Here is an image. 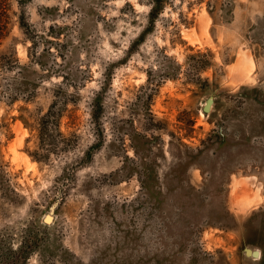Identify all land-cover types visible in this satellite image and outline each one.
Listing matches in <instances>:
<instances>
[{
  "label": "rangeland",
  "instance_id": "obj_1",
  "mask_svg": "<svg viewBox=\"0 0 264 264\" xmlns=\"http://www.w3.org/2000/svg\"><path fill=\"white\" fill-rule=\"evenodd\" d=\"M149 1L7 0L0 264H264V0Z\"/></svg>",
  "mask_w": 264,
  "mask_h": 264
},
{
  "label": "trees",
  "instance_id": "obj_2",
  "mask_svg": "<svg viewBox=\"0 0 264 264\" xmlns=\"http://www.w3.org/2000/svg\"><path fill=\"white\" fill-rule=\"evenodd\" d=\"M163 9V0H150L149 1V10L146 14L147 19V27H145L138 36L132 40L128 47V52L132 50L137 44L141 42L143 39L145 32L154 24L155 18L162 12ZM8 2L7 0H0V40L6 36L7 32V24H8ZM0 64L5 65L7 69L17 68V72L21 73L23 67L18 64L17 60L15 59L13 52H0ZM22 74V73H21ZM168 75V74H167ZM107 79V78H106ZM105 79V81H107ZM55 90L59 91L62 88L60 85H54ZM56 101H52L47 110L36 116L32 123H28L25 119L21 118L25 126L29 128V130L35 131L37 138L39 140V145L44 146L46 144H52L55 141V137L59 136L62 139L63 147H67L66 141L67 138L64 137L63 133L59 130L60 127V119L66 109L65 103H60L59 106H56ZM91 108H90V115L91 118L95 121L96 124H99L98 118L100 117L101 107H102V95L101 91L98 90L90 100ZM100 129V127H99ZM66 145V146H65ZM93 148L91 145L86 152V156L89 155V152ZM33 159L40 160L41 158L46 159L48 156L47 154L40 155L37 152L30 154ZM32 246V245H30ZM20 249L17 254L22 255Z\"/></svg>",
  "mask_w": 264,
  "mask_h": 264
},
{
  "label": "water",
  "instance_id": "obj_3",
  "mask_svg": "<svg viewBox=\"0 0 264 264\" xmlns=\"http://www.w3.org/2000/svg\"><path fill=\"white\" fill-rule=\"evenodd\" d=\"M213 104V96H208L205 100V103L202 106V111L203 113H209L211 110V105ZM245 252L248 255H253L255 257L259 256V251L258 250H250L249 248H245Z\"/></svg>",
  "mask_w": 264,
  "mask_h": 264
},
{
  "label": "bare ground",
  "instance_id": "obj_4",
  "mask_svg": "<svg viewBox=\"0 0 264 264\" xmlns=\"http://www.w3.org/2000/svg\"><path fill=\"white\" fill-rule=\"evenodd\" d=\"M201 114L205 115L206 113H203V111L201 110ZM44 219H45V222H49L51 220V213H48L47 215H45Z\"/></svg>",
  "mask_w": 264,
  "mask_h": 264
}]
</instances>
